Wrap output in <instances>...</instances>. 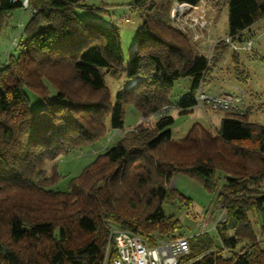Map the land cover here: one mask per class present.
<instances>
[{
    "label": "trees",
    "instance_id": "obj_1",
    "mask_svg": "<svg viewBox=\"0 0 264 264\" xmlns=\"http://www.w3.org/2000/svg\"><path fill=\"white\" fill-rule=\"evenodd\" d=\"M199 1H133L140 17L128 62L133 82L112 101L104 75L118 77L122 65L118 28L81 17L85 0H27L25 9L22 0H0V36L15 9L29 12L0 67V264H102L108 244L111 261L110 227L149 244L177 237L181 222L162 204L174 198L166 184L178 173L217 191L225 214L212 230L220 245L210 230L189 235L182 262L264 264V126L248 121L245 92L241 113L222 112L214 130L193 123L181 139L171 135L173 116L162 114L165 106L180 114L193 108L214 67L170 18L174 5ZM227 11L226 35L252 37L264 0H227ZM183 77L192 79L190 90L171 104L173 83ZM26 89L42 107H31ZM126 104L145 120L97 152L67 190L50 188L63 175L56 165L47 173L46 160L122 130ZM217 173L225 174L221 189Z\"/></svg>",
    "mask_w": 264,
    "mask_h": 264
},
{
    "label": "rangeland",
    "instance_id": "obj_2",
    "mask_svg": "<svg viewBox=\"0 0 264 264\" xmlns=\"http://www.w3.org/2000/svg\"><path fill=\"white\" fill-rule=\"evenodd\" d=\"M133 1L134 0H85L86 8L82 7L77 10L81 17H91L96 21L107 23L118 28L123 59L122 65L118 77H113L108 74L104 75L106 86L108 87L112 101L115 99L117 91L124 89L133 82V79L128 76V62L136 47L140 26L139 14L132 8ZM223 1L224 0H217L218 15H220L221 8L224 5ZM192 9H194L196 16L201 13V10L198 7L188 9L179 7L177 12L179 13L178 15L182 17L189 14ZM126 13H128V18L125 16ZM226 16L227 14L225 17ZM28 18V11L22 8L15 9L11 14V18H6V27L11 28L12 32L15 33L17 22H20L22 26L23 22ZM171 22L174 23L175 25H173L177 28L178 22L180 23L182 20L178 17V22L176 19L171 20ZM186 25L188 26L189 23ZM260 26L254 28L256 32L254 33L255 37L254 34L252 36L253 44L250 51H238L235 53L234 59L230 57L227 62H224L221 58L226 53H220V50L224 47L218 45V47L216 46L214 49L213 57L211 56L210 60L211 62L213 60L215 66L221 68L222 72L232 73V81L236 85L233 87L231 83H227L225 80L222 84V90L220 93L237 92L239 90L244 91L246 93L244 105L246 107L245 109H248L249 111L247 116L248 121L264 126V35H261ZM227 27V18L220 19L216 28L217 34L223 35L226 33ZM13 33L11 36L8 35V32L6 35L3 33V35L1 34L0 36V67L7 57L8 52L6 46L10 43L9 40L13 36ZM202 49L203 48H201V50ZM204 49H206V47ZM212 66L214 65L212 64ZM191 83L192 79L190 77H183L174 81L170 95L172 104L178 103L180 99L188 93ZM206 89L207 88L205 87L204 90ZM51 91L54 94V90ZM25 92L33 109H38L43 106L44 103L37 93L28 89H26ZM207 114L225 116V113L212 111L210 109L207 110ZM170 115L174 118V123L172 124V137L174 139H181L186 135L188 131L187 129H190L193 125L192 123L197 119L196 115L203 117L198 119L201 123H204L205 127L212 130L220 127L218 124H215V127L211 126L206 120L205 113L200 109L186 114H180L174 106H171ZM155 118L156 116L153 115L151 120H149L150 126L152 125L150 121L155 120ZM141 120L144 121L145 119L141 118L138 111L132 105L126 104L123 108L124 128L121 132L125 129L135 127V125L140 123ZM188 124L189 128H187ZM108 132L110 133L98 142L84 144L67 154H61L55 158H48L45 163L47 173H49L51 168L56 165L59 172L63 175L60 179L59 176L54 177V183L49 187L67 190L69 179L76 176L83 167L92 161L97 153L94 151L99 149L101 145L99 143L103 142L102 147H104L100 150L102 151L106 147L114 145L119 137L123 135L115 134L111 136L112 131L110 130ZM224 175V173H217V189L222 188V184L225 182ZM166 187L173 192L172 196L174 198L169 201L165 200L162 204V208L167 216L174 215L181 222V228L173 232L175 236L197 234L200 231V224L202 222L207 221L210 228L216 222L217 216L221 213L218 207L217 191L214 193L206 192L195 179H192L183 173L174 174L171 180L166 184ZM174 188H176L177 191L174 190ZM208 211L216 214L212 222L210 219L206 220V217L204 218V214L207 215ZM207 236L212 239L214 246L220 245V240L216 231L209 232ZM225 255H228V252H225Z\"/></svg>",
    "mask_w": 264,
    "mask_h": 264
},
{
    "label": "built area",
    "instance_id": "obj_3",
    "mask_svg": "<svg viewBox=\"0 0 264 264\" xmlns=\"http://www.w3.org/2000/svg\"><path fill=\"white\" fill-rule=\"evenodd\" d=\"M14 1V0H13ZM186 6V4H176L171 10L170 18L172 20L176 19L178 22V17H180L177 12L179 7ZM189 6V5H188ZM187 6V7H188ZM22 7L27 8V0H22ZM186 8V7H185ZM128 18V13L125 14ZM204 25V23L202 22ZM175 25V24H174ZM21 23L17 22L16 32L9 40V44L6 46L7 52L11 48H14L18 44V39L20 35ZM177 28L184 30L182 22H178ZM238 35H225L221 38L212 40L207 44L205 49V58L210 60L213 57L214 49L220 43L227 46V49L233 52L244 51L248 52L252 48L253 38ZM198 36H194L196 39ZM195 105L193 108L200 109L202 111H207L208 109L212 111H220L225 113H241L242 111V100L243 92H229L220 94H211L204 91V86L202 82L199 83L195 90ZM169 109L168 106L163 107L162 114H164ZM134 127L125 129L121 132V129H112V135L119 134L122 135L128 131H133ZM218 207L221 213L217 216L216 222L210 226L209 223L202 222L200 224L199 233H203L209 230H215L217 223L223 222L225 220L224 210L221 207V203H218ZM212 211V210H211ZM211 211L204 214L206 220L210 219L211 222L215 217V213ZM204 220V219H203ZM109 238L114 244L117 257L110 261L108 255L110 252V245L106 247L105 258L102 264H191L196 259L182 262L184 256L190 252L189 237L188 236H177L174 238H159L154 244H149L140 235L129 231L116 229L110 227ZM213 249L209 250L207 253L211 252Z\"/></svg>",
    "mask_w": 264,
    "mask_h": 264
},
{
    "label": "crops",
    "instance_id": "obj_4",
    "mask_svg": "<svg viewBox=\"0 0 264 264\" xmlns=\"http://www.w3.org/2000/svg\"><path fill=\"white\" fill-rule=\"evenodd\" d=\"M223 2H224V5L221 8L220 15H218V11H217V8H218L217 7V5H218L217 0H200L197 3V5H195V6H191V5L188 6V4H186V6H183V8L186 7L185 9H188V8H197L198 7L201 10V13H199L196 16L194 9H192V11L189 12V14L182 16V17H179V19L182 20V25L184 27V30H182V29H180V30L182 32H184L190 38V40L193 43L196 44L198 51L204 56H205V49L204 48L207 46V44H209L212 40L221 38L222 36H225L227 34V32H226L223 35H219V34H217V31H216V28L219 24L220 19L228 18L227 0H224ZM198 5H202V6H198ZM226 14H227V16L225 17ZM202 22L204 23V25L202 24ZM188 23H189V25L187 26L186 24H188ZM260 24H261V26H260ZM227 26H228V22H227ZM259 26L261 27V29H260L261 35H264V17H262L261 19L256 21L250 27V31L254 34L256 32L254 30V28L259 27ZM227 30H228V27H227ZM7 32H8V35H10V36L13 33L11 28L6 27V28H4L2 35H3V33H4V35H6ZM194 36H198V37L195 39ZM254 37H255V34H254ZM201 48H203L204 50L203 49L201 50ZM224 52L226 54L223 55V57L221 58V60H223L224 62H227L230 59V57H232L233 59L235 58L234 56H235L236 52H232V51L228 50L227 48H222L220 50V53H224ZM218 58H220V57H218ZM210 62H211V60L209 61V64H210ZM211 63L214 65V67L212 66L213 69L209 70L207 78L204 82V86L207 88L206 90H204L205 92L211 93V94H220V92L222 90V84H223V82H225V80L227 83H231L233 85V87L236 86L232 81V73L222 72L221 71L222 69L215 66V63H213V62H211ZM239 91H242V90H239ZM242 92H244V91H242ZM245 97H246V93H245ZM170 108L171 107H169V109L166 111L167 114H170ZM175 109L179 113V109H177L176 107H175ZM194 110H199V109L191 108V109L187 110V113L192 112ZM202 112L205 113L206 120L209 122V124L211 126H214V127L216 126L215 124H218V126H219L222 119L225 117L223 115L222 116H216L214 114L209 115V114H207V111H202ZM196 118L197 119H195V121L193 123H200V124L204 125V123H201L200 120L198 119V118H203L202 116L196 115ZM188 126H189V124L187 125V128H189ZM172 127H173V125H171V127H170L171 135H172ZM187 130H189V129H187ZM99 144H101L99 149H97L94 152H98L104 147V146L102 147L103 142H101Z\"/></svg>",
    "mask_w": 264,
    "mask_h": 264
}]
</instances>
